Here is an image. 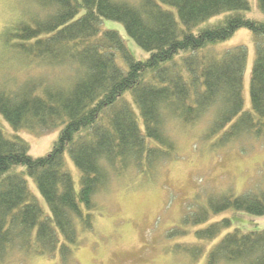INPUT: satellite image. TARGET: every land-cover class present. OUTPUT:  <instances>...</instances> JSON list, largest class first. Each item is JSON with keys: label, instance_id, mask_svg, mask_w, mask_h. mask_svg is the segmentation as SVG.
Here are the masks:
<instances>
[{"label": "trees", "instance_id": "obj_1", "mask_svg": "<svg viewBox=\"0 0 264 264\" xmlns=\"http://www.w3.org/2000/svg\"><path fill=\"white\" fill-rule=\"evenodd\" d=\"M0 25L1 58H14L0 80V260L27 256L73 260L80 233L93 228L98 195L113 180L147 186L175 157L165 123L193 125L211 113L204 138L215 149L264 139V21L248 18V0H9ZM264 13V0H256ZM212 18L216 20L210 21ZM140 49L135 59L116 29ZM238 28L256 38L251 109H243V46L216 44ZM119 56V58H117ZM118 59L125 64L119 63ZM16 63V64H17ZM17 72V73H16ZM59 128L43 156L18 134ZM203 141L201 136L200 138ZM79 171L76 189L65 153ZM23 168V169H22ZM30 177L45 211L26 180ZM206 196L184 222L225 209L264 214V187ZM211 216V215H210ZM228 219L194 231L175 250L196 258ZM204 264H264V229L227 232Z\"/></svg>", "mask_w": 264, "mask_h": 264}, {"label": "rangeland", "instance_id": "obj_2", "mask_svg": "<svg viewBox=\"0 0 264 264\" xmlns=\"http://www.w3.org/2000/svg\"><path fill=\"white\" fill-rule=\"evenodd\" d=\"M248 2L250 8L243 12L244 15L264 21V13L258 9L256 0ZM9 5V0H0V25ZM214 20L212 18L210 21ZM106 28L118 31L135 59L143 60L148 56L147 52L127 37L120 23L102 20L101 29ZM260 40L255 39L249 29L238 28L229 38L216 44L218 49L224 50L234 46L246 49L242 87L244 111L251 109L250 78L256 56V42ZM118 61L125 67L121 59ZM12 63L15 68L18 67L14 58H1L0 80L10 71ZM211 113L193 125L176 123L174 120L165 123L168 137L174 140V159L166 162L154 181L144 187L137 185L134 180L128 182L129 188L125 180L115 178L110 191L98 195L100 206L95 211L93 228L80 233V242L73 251V260L61 263L55 257L25 258L23 255V258H18L16 254L13 259L0 260V264H204L208 250L227 232L234 229L242 232L264 229V214L256 216L232 208L212 213L202 223L193 224L183 220L186 215L195 212L197 206L204 203L210 194H220L228 189L234 190V194L258 192L264 187V139L255 143L251 138H242L230 148L213 151L212 143L215 139L210 142L203 134L205 128L211 126ZM0 123L5 132L10 131L3 119ZM58 133L59 128L41 135L18 132L28 143L29 154L33 157L45 155ZM65 159L78 189L79 171L67 152ZM26 180L47 211V205L40 197L34 181L27 175ZM223 219H228L230 225L222 229L214 239L202 242L205 253L199 257H188L175 250L181 242L197 241L194 231Z\"/></svg>", "mask_w": 264, "mask_h": 264}]
</instances>
